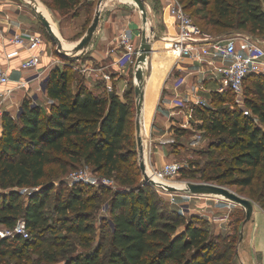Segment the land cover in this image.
<instances>
[{
    "label": "trees",
    "instance_id": "trees-1",
    "mask_svg": "<svg viewBox=\"0 0 264 264\" xmlns=\"http://www.w3.org/2000/svg\"><path fill=\"white\" fill-rule=\"evenodd\" d=\"M51 1L60 10H71L82 0ZM179 1L194 21L196 15L205 26L264 38V0H192L196 7L194 16ZM74 77L69 67L56 68L47 78L46 96L52 102L49 111L41 104L25 100L16 119L8 113L2 119L0 225L14 230L23 222L29 238L15 235L2 240L0 255L8 256L12 246L26 253L34 245L33 235L38 238L43 233L55 232L46 209L55 190L54 185L44 183L49 167L61 168L65 174L86 166L93 173L115 177L122 189L104 187L92 195L86 192L90 187L75 184L66 199L59 195L56 212L62 218L63 230L85 237L82 245L89 250L65 257V264H213L227 259V249L220 251L222 239L210 234L205 219H186L175 211L170 215L162 209L153 191L156 188L138 181L134 87L129 86L122 101L114 92L112 98L95 95L80 77L74 88L70 84ZM256 78L264 77L250 76L245 87L250 79L254 80L253 95L258 101L248 100L246 105L264 125V81ZM210 120L208 131L225 136L221 146L232 140L238 151L223 162V172L216 167L219 175L215 180L223 181L237 174L233 184L252 193L258 169L264 166V128L238 113L228 115L224 121L213 116ZM180 172L187 175L182 168ZM260 174L264 175V171ZM105 194L110 195L109 217L101 221L100 229L102 239L109 237V246L103 254L104 246L93 247L97 228L91 220L101 207L97 201ZM245 198L264 209V185L258 188L257 198L251 194ZM69 214L72 216L68 217ZM53 238L54 244L42 256L56 264L57 255L51 251L55 246L67 245L69 237Z\"/></svg>",
    "mask_w": 264,
    "mask_h": 264
},
{
    "label": "crops",
    "instance_id": "crops-1",
    "mask_svg": "<svg viewBox=\"0 0 264 264\" xmlns=\"http://www.w3.org/2000/svg\"><path fill=\"white\" fill-rule=\"evenodd\" d=\"M118 3L119 0H110L106 3L99 29L87 50L89 59L84 63L81 60L77 63L82 65V69L79 70L83 73L84 85L92 93L107 96L111 94L108 88L112 87L113 92L124 101V94L131 83L129 75L131 66L123 60L125 51L120 47L119 39L124 31H127L132 38L130 29L136 24L137 19L135 16H129L127 11L117 5ZM26 7L28 6L21 0H0V66L9 74L11 82L7 86L8 89H15L19 82L26 83L14 92L5 105L6 113L14 118L17 117L22 103L28 100L23 90L27 86H33L36 97L48 101L46 110L49 111L52 102L42 94L40 84L52 71L61 68L63 64V59L56 55V47L45 30L40 32L38 19L32 10L28 7L30 11H27ZM85 16L84 13L79 12L77 15L75 11L65 10V13L60 15L61 18L56 19L60 31L64 34L66 48L72 49L71 47L77 43V41L70 42V34L82 29ZM162 18L164 21V13ZM165 27L168 39L171 41L174 30L171 27L167 29L166 25ZM15 34L25 38L40 35L43 44L37 51L30 52L12 43ZM132 39L136 41L135 37ZM155 49L156 44H153V53L144 66L146 82L141 121L146 168H161L172 163L171 149L174 147L173 139L177 137L174 128L178 125H189V121L193 118L190 108L204 99L207 93L218 90L217 85L216 90L208 89V84L211 82L205 81L199 75L198 65H191L185 61L184 64L190 68V71H177L174 67L175 61L170 59V56H162L159 46L157 50ZM13 52H19L18 56L8 58ZM34 54L40 57L38 68L23 70L22 64ZM132 80L135 84L134 74ZM133 98L136 104L135 96ZM31 102L39 104L35 100ZM134 119L136 121V112ZM135 138L137 140V134ZM178 197L182 199H179L176 206L180 209L182 206L186 207V212L183 214L177 207L172 208V211L184 217L205 219L210 227V234L215 238L228 235L227 231L232 227L231 216L234 212L246 218L243 207L233 205L222 198L185 194ZM244 221L245 219H240L236 222L240 228V236L236 247L238 260L235 264H264V209L255 203L251 221L246 224ZM242 233L243 238H241Z\"/></svg>",
    "mask_w": 264,
    "mask_h": 264
},
{
    "label": "rangeland",
    "instance_id": "rangeland-1",
    "mask_svg": "<svg viewBox=\"0 0 264 264\" xmlns=\"http://www.w3.org/2000/svg\"><path fill=\"white\" fill-rule=\"evenodd\" d=\"M45 5L50 10V14L52 16L53 21L57 24L56 19L61 18L60 15L65 13V10H59L54 3L51 0H42ZM99 0H82L80 2H76L74 7L71 9V12L75 11L77 15L80 13H84L85 20L84 24L81 30H79L77 33L70 34V42L73 41H79L86 31L88 30L90 24L92 23V20L94 18L96 6ZM110 0H105V4L109 2ZM184 5L188 8L189 13L194 16L196 7L192 5V0H182ZM163 0H146V9H147V24L144 26L142 24V17L139 9L137 8L134 0H119V7H122L129 16L134 17L137 19L135 22L136 24H133V28L130 29V34L132 38H136L134 41L137 47H140L142 42V34L143 31H146V36L150 38L152 41V44H156V49L159 46V51L162 54V56H170L169 58L174 61L172 56L169 54L168 48H166V45L169 44L170 40L167 36L166 27L163 21ZM27 11H30L28 7ZM106 8V7H105ZM32 13V12H31ZM196 16V15H195ZM194 22H197L198 25H200L204 30H206L209 35H211L215 39H235V38H242V37H249L252 41L258 43V44H264V38L261 36L251 37L246 32H237V31H228L221 28H213L208 27L203 24V21L199 19V17H195ZM40 32H44V29L38 25ZM59 28V27H58ZM143 28V29H142ZM201 28V29H202ZM140 30V33H138V30ZM60 31V28H59ZM134 32V35H133ZM63 39L64 34L60 31ZM46 35V34H45ZM44 35V36H45ZM134 36V37H133ZM47 37V36H45ZM65 40V39H64ZM72 40V41H71ZM65 42V41H64ZM66 43V42H65ZM68 44V43H67ZM158 44V45H157ZM89 59V55L83 54L80 57V60L84 63ZM80 60H62L63 64L61 65V69H64L65 66L69 67L71 74L73 73L75 75L74 79H71L70 84L72 87H76V80L83 77V73L79 70L82 69V65L77 63ZM84 60V61H83ZM134 67V66H133ZM131 66L129 70V75L131 78L130 86L134 87L133 83V74H134V68ZM253 79H250L244 87L243 94L240 96L234 95L229 89H225L222 93L212 91L210 93H207L204 95V99L201 101L203 102V105L200 104L198 106H193L194 112H191V115L193 116L192 120L189 121V125L187 126H176L174 128L175 135H177L176 138L173 139L174 147L171 149V158L172 163L178 164L182 169H184L187 172V175L184 176L183 173L180 172V175L171 182L173 187L182 188L184 187V183H211L219 186L226 187L227 189L231 190L232 192L240 195V196H253L254 198H257L258 196V188L262 187L264 185V175H261L260 173L264 171L263 167L258 169L259 175L257 176V179L255 181V184L252 188V193H250L249 190L238 187L234 185L233 181L237 177V174H235L233 177L227 178L225 180H215L218 175L219 171L223 172L225 170V165H223L224 161H228L238 153V151L234 148V143L232 140L228 141L227 144L222 145V138L225 137L220 134H212L210 133L209 127H210V117H217L220 120L224 121L225 118L228 117V115H234L236 113L241 114V117H248L251 120H253L258 126L264 128V125L261 124L258 117L253 114V112L247 107L246 102L248 100H252L254 102H257V97L255 94L253 95ZM256 81H264V78H256ZM209 90H216L217 86L215 83H209L208 84ZM24 93L26 95V98L28 100L32 101L35 100L39 104H41L44 107V110L46 111V108L48 107V101L45 99H41L36 97L35 95V89L33 86H27L23 89ZM135 96V94H134ZM192 108V107H191ZM190 108V109H191ZM3 130L1 127L0 122V137L2 136ZM139 153V150L137 151ZM140 155V154H138ZM138 159V167L140 171V176L138 177V181L142 184H145L144 178L142 176V172L140 170L139 166V159ZM126 167V166H124ZM216 167H218L220 170H216ZM49 173L47 178L44 180V183H49L48 185H54L55 190L51 193V198L49 199L46 209L48 211V215L52 219V225L55 227L53 231H55L53 234L50 233H43L39 235L38 238H36L34 235L31 238L34 245L30 247V250L26 253H21L19 250H15V247L12 246L10 248V252L8 256L3 257L0 255V264H54L50 263L44 256H42V252L48 251L50 245L54 244V237L57 239H60L61 237L68 236V244L65 246H55L54 250L51 251V253H55L57 255L58 263L56 264H65V257H74L75 255H78L80 253L88 252L89 250L85 249L83 247V242L86 241V238L83 236H77L68 234L65 230L62 228V218L59 214L56 212L57 204L59 203V195L61 194V199H66L69 195V191L73 188V184L69 179V176L71 173L75 171H87L91 175L89 176V179L91 182L95 181H101L104 179H110L113 181V187H106L110 188L113 191L115 190H121V185L116 181L115 177L113 176H106L99 173H93L92 170L89 167L86 166H79L77 167V170H68L67 173H63L61 168L58 167H49ZM81 185V184H79ZM83 187H90L86 188V192L89 194L97 193L100 188L104 187H97L93 183L90 184H82ZM59 189V191H58ZM19 191L24 192L25 194L28 192L27 189H19ZM154 193L157 195L158 200L160 201V204L162 205V209L165 211H168L170 215L172 208L177 207L179 199L177 198V202L175 205L171 204L170 198L167 193H163L159 191L158 189L153 190ZM183 195V194H179ZM110 200V195L105 194L99 200L97 201V206L101 205V207L96 211L95 216L91 220L97 228V235L94 240L93 247L97 248L98 246L103 247L104 249L102 253L104 254L109 246V237L102 239V233L100 226L101 221L104 219H108L107 214V208H108V201ZM226 201V200H225ZM228 202V201H227ZM106 204V205H105ZM235 205V204H233ZM179 208V207H177ZM180 209V208H179ZM180 211H182L180 209ZM72 214H69L68 217H71ZM171 217V216H170ZM190 217L187 216L186 219H189ZM244 220L245 216L238 212H234L231 216L232 221V227L227 231L228 235L223 236L221 241H219V245L222 249H220L221 252L224 251V249H227L228 252V258L224 259L222 261H216L213 264H235L237 262V252L235 250V246H237L239 242V236H240V228L238 225H236V222L238 220ZM208 227V226H207ZM210 228V227H209ZM106 231V230H104ZM13 230L8 229L7 227L0 225V242L4 239H11L14 237ZM9 243L12 245L14 244L13 240H8ZM60 241H58L59 244ZM55 251V252H54Z\"/></svg>",
    "mask_w": 264,
    "mask_h": 264
},
{
    "label": "built area",
    "instance_id": "built-area-1",
    "mask_svg": "<svg viewBox=\"0 0 264 264\" xmlns=\"http://www.w3.org/2000/svg\"><path fill=\"white\" fill-rule=\"evenodd\" d=\"M163 2L165 25L167 29L171 27L174 30L168 50L175 61L174 67L177 71H190V68L184 64L185 61L191 65H198L199 75L205 81L215 83L218 86L217 92L222 93L225 89H229L236 96L243 94L245 82L250 76L264 77V44H258L249 37L215 39L194 22L179 0H163ZM119 42L120 47L125 51L123 60H126L130 66H134L139 47L127 31L120 35ZM12 43L17 47L35 52L42 46L43 39L40 35L25 38L15 34ZM18 54L19 52H13L8 55V58H14ZM39 58L36 54L32 55L22 64V69L29 71L38 68ZM10 82L8 72L0 66V122L6 114L4 110L6 103L17 89H21L26 84L19 82L15 89H8ZM40 91L44 96L47 95V79L41 81ZM108 92H113L112 87L108 88ZM200 104L203 105L201 100L195 106ZM21 111L20 108L17 116ZM191 112H194L193 107ZM180 171L181 167L175 163L166 164L161 168H147V174L151 180L171 186V182L180 175ZM90 175L87 171H75L70 174L69 179L73 185L93 183L98 188L113 187V181L110 179L91 182ZM167 194L171 204L175 205L179 194ZM181 210L184 214L186 207L182 206ZM9 234L22 236L24 239L29 238L23 222H20L13 233L9 232Z\"/></svg>",
    "mask_w": 264,
    "mask_h": 264
},
{
    "label": "water",
    "instance_id": "water-1",
    "mask_svg": "<svg viewBox=\"0 0 264 264\" xmlns=\"http://www.w3.org/2000/svg\"><path fill=\"white\" fill-rule=\"evenodd\" d=\"M24 2L34 13L35 17L38 19L41 26L44 28L45 32L48 35V38L56 47V55L63 60H80V57L83 54L87 53L88 48L90 47L101 22L102 13L105 9V0H99L96 6L94 18L90 24L88 30L84 36L74 45L71 51L64 49V39L59 31L58 25L53 21L50 14V10L45 5L42 0H21ZM137 8L139 9L143 24H147V9H146V0H134ZM43 6L46 10L50 20L41 10L40 6ZM54 27L56 31L54 30ZM57 32V33H56ZM153 53V44L150 38L146 36V31H143L142 42L138 50L137 60L134 65V94L136 98V134H137V145L140 154L139 166L144 178L145 184H149L152 187L166 192V193H175V194H185L188 196H213L222 198L228 202H231L235 205L243 207L245 210L246 218L244 224L251 221L255 203L250 199H247L243 196H240L226 187L211 184V183H184V187L177 188L171 185L155 183L147 174L146 163L144 160V146L142 139V110L144 105V96H145V71L144 66H146L148 59ZM114 95L110 94L112 98ZM243 238V233L241 234Z\"/></svg>",
    "mask_w": 264,
    "mask_h": 264
},
{
    "label": "bare ground",
    "instance_id": "bare-ground-1",
    "mask_svg": "<svg viewBox=\"0 0 264 264\" xmlns=\"http://www.w3.org/2000/svg\"><path fill=\"white\" fill-rule=\"evenodd\" d=\"M40 8H41V10L44 12V14L47 16V18L50 20V17L48 16V14H47V12H46V10L44 9V7L41 5L40 6ZM54 30L56 31V29H55V27H54ZM57 33V32H56ZM66 45L64 44V49H66V50H68V51H71L72 49H68V48H66L65 47ZM169 47V45L167 44L166 45V48H168ZM71 48H73V47H71ZM146 82V81H145Z\"/></svg>",
    "mask_w": 264,
    "mask_h": 264
}]
</instances>
